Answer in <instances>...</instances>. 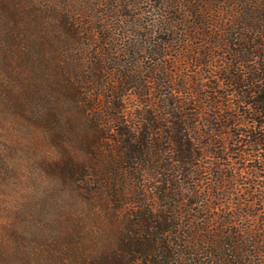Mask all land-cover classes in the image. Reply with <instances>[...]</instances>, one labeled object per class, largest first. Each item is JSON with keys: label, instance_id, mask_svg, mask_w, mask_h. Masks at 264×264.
Listing matches in <instances>:
<instances>
[{"label": "trees", "instance_id": "trees-1", "mask_svg": "<svg viewBox=\"0 0 264 264\" xmlns=\"http://www.w3.org/2000/svg\"><path fill=\"white\" fill-rule=\"evenodd\" d=\"M0 264H264V0H0Z\"/></svg>", "mask_w": 264, "mask_h": 264}, {"label": "rangeland", "instance_id": "rangeland-1", "mask_svg": "<svg viewBox=\"0 0 264 264\" xmlns=\"http://www.w3.org/2000/svg\"><path fill=\"white\" fill-rule=\"evenodd\" d=\"M17 173H18V174H17V176H18L20 173H19V171H18ZM6 191H10V190H6ZM13 191H14V190H13ZM10 192H11V191H10Z\"/></svg>", "mask_w": 264, "mask_h": 264}]
</instances>
